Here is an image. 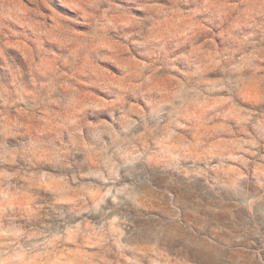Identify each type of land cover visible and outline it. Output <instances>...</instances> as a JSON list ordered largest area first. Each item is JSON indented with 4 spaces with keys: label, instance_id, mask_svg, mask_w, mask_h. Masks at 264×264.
I'll use <instances>...</instances> for the list:
<instances>
[{
    "label": "rangeland",
    "instance_id": "374dc122",
    "mask_svg": "<svg viewBox=\"0 0 264 264\" xmlns=\"http://www.w3.org/2000/svg\"><path fill=\"white\" fill-rule=\"evenodd\" d=\"M0 264H264V0H0Z\"/></svg>",
    "mask_w": 264,
    "mask_h": 264
}]
</instances>
